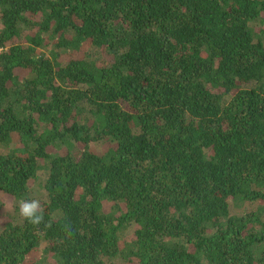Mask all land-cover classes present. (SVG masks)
Returning a JSON list of instances; mask_svg holds the SVG:
<instances>
[{
    "label": "trees",
    "instance_id": "1",
    "mask_svg": "<svg viewBox=\"0 0 264 264\" xmlns=\"http://www.w3.org/2000/svg\"><path fill=\"white\" fill-rule=\"evenodd\" d=\"M3 196L0 264H264V0H0Z\"/></svg>",
    "mask_w": 264,
    "mask_h": 264
},
{
    "label": "clouds",
    "instance_id": "2",
    "mask_svg": "<svg viewBox=\"0 0 264 264\" xmlns=\"http://www.w3.org/2000/svg\"><path fill=\"white\" fill-rule=\"evenodd\" d=\"M20 213L33 223H39L42 220L41 206L37 200L22 201L20 203Z\"/></svg>",
    "mask_w": 264,
    "mask_h": 264
},
{
    "label": "rangeland",
    "instance_id": "3",
    "mask_svg": "<svg viewBox=\"0 0 264 264\" xmlns=\"http://www.w3.org/2000/svg\"><path fill=\"white\" fill-rule=\"evenodd\" d=\"M97 148L100 150L101 148V145L97 146ZM3 200L4 202L6 203L4 206H3V209H0V224L3 223L5 221V216L6 218H9L11 216V213H9V216L8 215H5L3 216V214H6V212H11L12 211V198H8L6 196H3ZM2 229V227H0V230Z\"/></svg>",
    "mask_w": 264,
    "mask_h": 264
}]
</instances>
